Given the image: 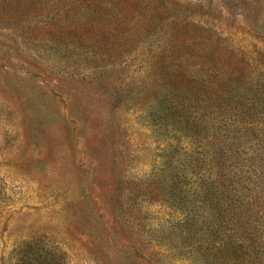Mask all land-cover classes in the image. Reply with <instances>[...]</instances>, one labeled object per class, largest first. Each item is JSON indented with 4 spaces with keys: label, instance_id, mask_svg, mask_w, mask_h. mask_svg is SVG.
<instances>
[{
    "label": "rangeland",
    "instance_id": "rangeland-1",
    "mask_svg": "<svg viewBox=\"0 0 264 264\" xmlns=\"http://www.w3.org/2000/svg\"><path fill=\"white\" fill-rule=\"evenodd\" d=\"M259 122L264 0H0V264H220L173 170Z\"/></svg>",
    "mask_w": 264,
    "mask_h": 264
},
{
    "label": "trees",
    "instance_id": "trees-1",
    "mask_svg": "<svg viewBox=\"0 0 264 264\" xmlns=\"http://www.w3.org/2000/svg\"><path fill=\"white\" fill-rule=\"evenodd\" d=\"M196 152L190 168L173 170V180L189 176L192 181L211 261L264 264V122L247 127L226 151ZM184 185L173 183V207L189 204ZM188 215L194 214L185 219L195 224Z\"/></svg>",
    "mask_w": 264,
    "mask_h": 264
}]
</instances>
